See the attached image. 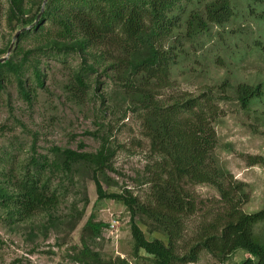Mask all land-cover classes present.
Wrapping results in <instances>:
<instances>
[{"label": "rangeland", "instance_id": "obj_1", "mask_svg": "<svg viewBox=\"0 0 264 264\" xmlns=\"http://www.w3.org/2000/svg\"><path fill=\"white\" fill-rule=\"evenodd\" d=\"M128 1L107 3L116 6ZM131 1L148 7L147 0ZM41 3L0 0V57L16 66L30 95L26 102L18 94L13 74L4 75L0 83V264H152L134 249L123 203L96 197L88 161L103 147L106 165L97 174L103 191L135 196L143 204L153 202L161 155L150 148L145 111L139 107L145 76L133 73L129 66L146 57L148 30L141 36V45L128 54V63L121 62L125 55L115 43L103 41L90 47L81 39L78 46L75 40L81 36L76 28L62 32L65 28L57 15L67 0H46L39 12ZM220 6L227 8L228 16L219 23L209 21L207 8ZM169 11L179 16L177 25L169 35L151 42L171 58L167 83L159 89L147 85L144 90L149 89L160 104L179 96L213 98L219 110L213 121L215 169L242 184L240 200H245L238 207L245 213L256 211L264 203V0H173ZM41 15L38 29H29ZM146 26L152 28L148 22ZM21 29L27 30L24 35L13 37ZM82 63L89 70L85 93L71 88L72 73ZM37 74L41 84L35 81ZM241 84L257 85L261 91L246 108L236 98ZM64 150L75 151L82 159L64 164L58 153ZM26 171L35 175L41 187L42 204L25 217L15 209L20 199L16 185ZM218 181L226 184V178ZM186 187L194 208L183 219L185 241L200 220L222 209L213 184ZM135 221L147 240L166 242L153 216L138 210ZM263 228L264 223L253 226L257 238ZM247 256L237 249L225 263ZM186 264L219 263L201 251L196 262Z\"/></svg>", "mask_w": 264, "mask_h": 264}, {"label": "trees", "instance_id": "obj_2", "mask_svg": "<svg viewBox=\"0 0 264 264\" xmlns=\"http://www.w3.org/2000/svg\"><path fill=\"white\" fill-rule=\"evenodd\" d=\"M67 1V5L62 11L59 10L61 13L57 15L59 24L65 28L62 32H69L70 27L76 28L81 36L75 40L78 46L81 39L82 43L90 47L103 41L115 43L116 48L125 55L121 62L128 63V54L134 51L136 46L141 45L143 41L141 36L145 29L148 30L145 39L149 42L150 48H147L146 57L134 60L128 65L133 73L145 76L144 88L141 90L144 96L139 107L145 111L144 128L150 148L161 155V160L157 162L161 172L156 176L158 186L154 191L153 202L143 204L135 196L105 193L97 179V174L101 173L106 165L104 148L88 157L92 165L91 179L96 197L120 200L126 207L134 249L152 264L196 262L201 251L217 258L219 264H264V228L260 238L253 233L254 225L264 223V203L256 211L243 212L238 207V204L245 200V197L240 200L242 184L232 180L230 174L226 173L223 176L215 169L212 156L216 145L213 121L219 110L213 98L210 95L201 100L198 97L179 96L170 103L160 104L154 100L148 88L144 90L147 85L159 89L167 83V70L171 58L165 52L159 51V46H152L151 42H158L162 37L169 35L177 25L179 16L169 14L173 0H147V8L131 0L116 6L108 4L109 0ZM218 10L223 11L218 13ZM218 10L207 8V19L219 23L229 14L224 6H220ZM42 19L44 18L41 15L38 22L29 29L36 31ZM146 22L152 25V28H147ZM26 31L19 32L17 36L21 37ZM88 71V67L83 63L73 71L71 88L75 92L85 93L87 90L85 77ZM8 72L14 76L20 97L29 102L30 95L24 81L21 80L16 66L7 59L0 62V83ZM35 81L41 84L38 74ZM236 94L241 108H246L251 99L260 96L261 91L257 85L251 87L241 84L237 86ZM58 153L64 164L82 159L81 154L72 150ZM28 172H25L26 175L16 185L20 199L17 200L15 210L18 215L25 217L42 204L41 187L37 185L35 175H28ZM224 178L226 184L218 181ZM200 183H211L216 186L222 201V209L208 219L200 220L192 236L185 241L183 219L191 215L194 208L191 192L186 186ZM138 210L158 221L166 242L158 238L147 240L143 236L135 221ZM89 227L92 228L91 224ZM237 249L248 256L238 262L225 263L226 258Z\"/></svg>", "mask_w": 264, "mask_h": 264}, {"label": "water", "instance_id": "obj_3", "mask_svg": "<svg viewBox=\"0 0 264 264\" xmlns=\"http://www.w3.org/2000/svg\"><path fill=\"white\" fill-rule=\"evenodd\" d=\"M45 2H46V0H42V3H41V7H40V9H39V12L42 11V6H43V4H44ZM37 16H38V15H37ZM28 28H29V27H28ZM28 28H25V29H28ZM21 30H24V29H21ZM21 30L16 31V32L14 33L13 37L17 36V34H18ZM9 50H10V46H8V48L6 49V53H8ZM4 60H5V56L0 57V62H3Z\"/></svg>", "mask_w": 264, "mask_h": 264}]
</instances>
